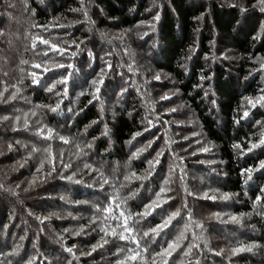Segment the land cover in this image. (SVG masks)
<instances>
[{
    "label": "trees",
    "instance_id": "1",
    "mask_svg": "<svg viewBox=\"0 0 264 264\" xmlns=\"http://www.w3.org/2000/svg\"><path fill=\"white\" fill-rule=\"evenodd\" d=\"M261 9L0 0V264H264ZM162 188L167 202L142 215Z\"/></svg>",
    "mask_w": 264,
    "mask_h": 264
},
{
    "label": "snow or ice",
    "instance_id": "2",
    "mask_svg": "<svg viewBox=\"0 0 264 264\" xmlns=\"http://www.w3.org/2000/svg\"><path fill=\"white\" fill-rule=\"evenodd\" d=\"M258 4L262 6V11H264V0H258ZM158 19V17H157ZM41 44H49V41L48 40H44V39H40L39 41ZM83 43V42H81ZM77 49L80 48V45L79 44H76L75 45ZM33 47H35V40L33 41ZM53 51L57 52L59 55L63 56L65 54V49L63 48H57L55 45H51ZM45 55H47V53H45ZM76 55V52H72L71 53V56H75ZM33 68H40L41 65L39 64H33L32 65ZM59 68H64L65 65L64 64H59L58 65ZM72 65L71 64H68L67 65V68L68 69H72ZM262 67H264V65H262ZM107 68L108 70H111L112 68V65L109 63L107 65ZM50 69L48 68H44V71L47 72L49 71ZM72 73L70 72L69 73V76L71 75ZM31 75L33 76V83H37L38 82V77H37V74L36 73H31ZM104 71L102 70L101 74H100V78H99V81H96V80H93V85H95V93L93 94V99H97L98 98V93L100 92V85H102L104 83ZM68 78L69 77H64L62 80L58 81L57 83H63L65 86L67 85V82H68ZM157 79H159V77H157ZM53 88H55V85H53ZM49 91H52V89H49ZM65 91H66V88H65ZM2 95V94H0ZM14 98V97H13ZM164 99H168V97H164ZM261 101H264V96L260 97V101H257V102H261ZM91 103V101H90ZM249 103H253L251 100H249ZM253 106H255V104H253ZM60 104H57L54 108H52L51 110L53 112H56L57 110L60 109ZM32 115H35V113H32ZM245 116L248 115L247 112H245L244 114ZM7 119V118H5ZM19 119V118H18ZM28 127V124H27V120H25V128ZM39 134V133H38ZM136 135H140V133H137ZM52 137V130L51 129H48V135L45 136L44 138L45 139H50ZM61 139L63 140V137H61ZM135 139V137H134ZM65 143H67V141H65ZM261 143H264V140L261 141ZM258 145H252L253 148L257 147ZM11 147V146H10ZM149 147H151V144H149ZM207 151V149H205ZM251 150V149H250ZM35 151V149H34ZM144 150L141 149L140 152H143ZM140 152L136 153V155H140ZM163 153H158L157 154V157L155 159V161H149V166H150V169H151V172L149 173V175L153 174L154 171H155V168L156 166L160 163V159L162 157ZM65 167H68L67 165H65ZM261 168H264V163H261L260 165ZM43 168V164H41V168H38L37 171H41V169ZM53 171H55V168H53ZM249 172H251V170H248ZM47 175H51V172L47 173ZM133 176H135V173H133ZM251 178V176H249V179ZM69 179H71V177H69ZM137 179H139V177H137ZM105 183H108L107 180L104 181ZM164 192H165V189L162 188L161 191L159 193H157V197H156V201H154L152 204L146 206L145 208V211L142 215L144 216H147L149 214H151V210H154L156 207H161L163 203H166L167 201L166 200H162V196L164 195ZM227 198V197H225ZM179 215V211L176 212V213H173L172 215H170L167 219H164L163 222L161 224H159L156 228H153L151 229V232L154 234L152 236V238L154 239L156 236H159L161 234V232H163L165 229L169 228L172 223H173V220L176 218V216ZM131 214H129V217L130 218ZM233 221L235 222H239V218L237 217H232L231 218ZM197 227H201V225L197 224L196 225ZM124 231H127L129 232V237L131 236V229L128 228L127 226V218L125 219V223H124ZM113 235H115V231H113ZM144 236L145 237H148L149 236V232H145L144 233ZM119 239L120 240H125L126 237L123 233H121L119 235ZM104 243H108V241H105ZM178 247V242H173V243H170L167 245V249H165L164 252L160 253L159 255H168L169 257L172 255V253L176 250V248ZM190 247H195V245H192ZM255 247L254 245L253 246H249L247 248H243V247H240V248H236V249H233V252L234 253H238V252H241V251H252V248ZM69 252H71V249H67ZM95 250V249H94ZM139 253H135L133 255H130L128 257V259L130 260H136L137 257H138ZM198 264V262H197Z\"/></svg>",
    "mask_w": 264,
    "mask_h": 264
}]
</instances>
